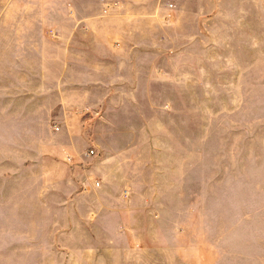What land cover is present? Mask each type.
I'll use <instances>...</instances> for the list:
<instances>
[{"label":"crops","instance_id":"1","mask_svg":"<svg viewBox=\"0 0 264 264\" xmlns=\"http://www.w3.org/2000/svg\"><path fill=\"white\" fill-rule=\"evenodd\" d=\"M40 1L17 6L63 13L47 24L56 36L15 20L13 51L0 52V132L12 158L0 163L14 174L0 180V229L13 236L8 249L29 245L35 264H96L117 251L119 228L126 236L145 197L138 183L149 185V115L135 92L181 76L177 54L143 50L148 27L167 12L197 10V0ZM133 139L141 149L123 142Z\"/></svg>","mask_w":264,"mask_h":264},{"label":"rangeland","instance_id":"2","mask_svg":"<svg viewBox=\"0 0 264 264\" xmlns=\"http://www.w3.org/2000/svg\"><path fill=\"white\" fill-rule=\"evenodd\" d=\"M31 1L41 2L0 0V52L13 51L8 41L22 30L15 20L39 21L35 31L56 36L47 24L63 13L19 11ZM196 7L148 27L153 41L143 50L177 54L181 76L135 92L149 115V185L135 189L147 199L134 204L125 237L119 228L117 251L96 264H264V0H197ZM132 124L138 131V118ZM1 137L0 162L12 159ZM3 167L0 180L14 175ZM2 231L0 264L37 263L29 245L8 249L13 236Z\"/></svg>","mask_w":264,"mask_h":264},{"label":"built area","instance_id":"3","mask_svg":"<svg viewBox=\"0 0 264 264\" xmlns=\"http://www.w3.org/2000/svg\"><path fill=\"white\" fill-rule=\"evenodd\" d=\"M89 154L93 155V151L91 150Z\"/></svg>","mask_w":264,"mask_h":264}]
</instances>
